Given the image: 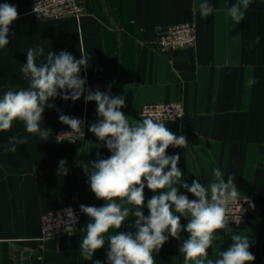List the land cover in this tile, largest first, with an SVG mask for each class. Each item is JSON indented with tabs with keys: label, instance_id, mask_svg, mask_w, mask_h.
I'll use <instances>...</instances> for the list:
<instances>
[{
	"label": "crops",
	"instance_id": "obj_1",
	"mask_svg": "<svg viewBox=\"0 0 264 264\" xmlns=\"http://www.w3.org/2000/svg\"><path fill=\"white\" fill-rule=\"evenodd\" d=\"M35 0H0L16 6L19 19L10 26L9 44L0 49V97L9 89L27 87L21 64L26 51L43 45L45 54L67 51L76 59L81 48L89 55L86 78L91 90L123 95L121 109L132 123L140 122L144 103L182 101L183 121L166 126L177 136L185 135L184 148L169 147L167 154H179L178 167L191 185L215 180L219 168L226 179L234 175L240 195L252 198L247 221L229 226L247 236L252 264H264V0H252L245 19L236 24L229 8L236 0H207L213 13L202 19L199 5L204 0H84L86 13L59 20L37 19L30 11ZM194 21L197 42L173 56L157 51L155 43L166 28ZM261 37L254 44L256 36ZM43 59V58H40ZM45 108L41 129H50L46 141L26 132L22 122L14 121L10 130L0 132V264H106L108 243L94 253L92 260L80 255L89 217L85 214L78 231L70 236L45 240L41 234L42 215L51 209L73 206H103L90 190L82 163L111 155L106 146L89 132L95 122V102L65 101L56 97ZM60 114L85 121L84 136L75 143L58 142L54 132L62 126ZM27 137L15 153L5 152L10 136ZM66 160L67 175L58 173V163ZM181 193L195 199L182 187ZM153 193L145 188L146 200ZM119 202V201H118ZM131 207L130 205H123ZM145 215L148 209L143 208ZM130 218L119 231H135ZM181 218V224H187ZM115 229L109 234H114ZM169 237L155 264H184L179 246L188 238ZM205 258L214 262L232 243L223 230ZM21 250L13 255L11 246ZM188 264H194L189 261Z\"/></svg>",
	"mask_w": 264,
	"mask_h": 264
},
{
	"label": "clouds",
	"instance_id": "obj_2",
	"mask_svg": "<svg viewBox=\"0 0 264 264\" xmlns=\"http://www.w3.org/2000/svg\"><path fill=\"white\" fill-rule=\"evenodd\" d=\"M252 0H236L229 8V16L239 24L245 19ZM214 9L204 0L199 5L202 19L208 18ZM19 19L15 5L0 4V49L9 44L10 26ZM261 37H255L259 44ZM26 63L21 64L22 78L27 87L9 89L0 97V132L12 128L14 121L23 123L29 134H36L46 141L50 129H41L45 108L54 107L49 101L59 97L73 102L83 97L84 103L95 102L98 119L91 122L89 132L94 134L110 151L111 155L95 161L82 163L88 177L90 190L103 206H79L80 212L89 217L82 241L79 243L80 255L84 260H92L94 253L108 243L106 264H155L153 253H158L169 237L180 240L181 233L188 238L179 246L184 264H205L208 250L219 239L223 230L230 235L232 243L221 251L220 258L208 264H252L256 257L249 251L251 242L247 236L233 234L229 227L231 205L239 201L240 192L235 177L229 174L224 178L221 169H213L215 180L202 185L193 180L189 185L184 173L178 167L179 154H167L171 147L184 148L188 144L185 135L177 136L165 122L152 116L132 123L121 111L126 106L123 95L113 96L108 91L91 90L81 70H87L89 55L81 48L80 58L76 59L67 51L45 54L43 45L30 47L26 51ZM43 58V59H40ZM59 121L71 128V133L84 136L82 128L85 121L60 114ZM65 134L56 136L57 141ZM28 138L10 136L3 150L15 153L17 146L26 145ZM67 161L58 163V173L67 175ZM182 187L195 199L181 193ZM145 188L153 195L146 200ZM119 201V202H118ZM131 207H124L123 205ZM147 207L148 215L143 208ZM250 207H254L250 204ZM66 215L72 223L77 218L71 208ZM188 222L181 224V218ZM129 227L135 231H119L130 219ZM115 229L114 234H109ZM94 264H101L99 260Z\"/></svg>",
	"mask_w": 264,
	"mask_h": 264
},
{
	"label": "built area",
	"instance_id": "obj_3",
	"mask_svg": "<svg viewBox=\"0 0 264 264\" xmlns=\"http://www.w3.org/2000/svg\"><path fill=\"white\" fill-rule=\"evenodd\" d=\"M37 19L59 20L65 17H79L86 13L84 0H35L30 11ZM197 42V24L194 21L179 23L166 28L156 40L157 51L166 56H173L180 49L195 45ZM140 116H152L165 122L166 126L179 125L185 116V106L182 101H161L144 103L140 109ZM83 131V129H82ZM68 126H62L54 132L55 137L65 134L60 141L75 143L83 136L71 133ZM84 133V131H83ZM252 198L240 195L239 201L231 205L229 226L243 225L249 216V206ZM71 208L77 218L74 224L69 221L66 209ZM84 214L79 207L67 206L46 211L41 219L42 238L60 240L75 234L80 228Z\"/></svg>",
	"mask_w": 264,
	"mask_h": 264
},
{
	"label": "water",
	"instance_id": "obj_4",
	"mask_svg": "<svg viewBox=\"0 0 264 264\" xmlns=\"http://www.w3.org/2000/svg\"><path fill=\"white\" fill-rule=\"evenodd\" d=\"M11 249H12V254H13V255L18 254V253L20 252V250H21V248H20L18 245H15V244H13V245L11 246Z\"/></svg>",
	"mask_w": 264,
	"mask_h": 264
}]
</instances>
